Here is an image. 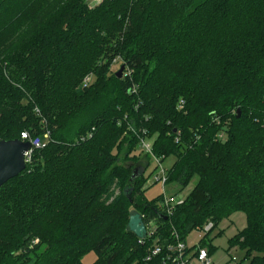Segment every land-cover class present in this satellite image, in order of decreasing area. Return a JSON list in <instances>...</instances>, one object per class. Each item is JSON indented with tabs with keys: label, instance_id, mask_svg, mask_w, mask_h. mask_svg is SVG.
I'll list each match as a JSON object with an SVG mask.
<instances>
[{
	"label": "trees",
	"instance_id": "obj_1",
	"mask_svg": "<svg viewBox=\"0 0 264 264\" xmlns=\"http://www.w3.org/2000/svg\"><path fill=\"white\" fill-rule=\"evenodd\" d=\"M88 1L0 0V139L43 141L0 186V264H163L208 221L186 252L211 255L235 212L237 264H264V0ZM141 138L174 157L170 195L195 179L171 213L145 196Z\"/></svg>",
	"mask_w": 264,
	"mask_h": 264
},
{
	"label": "rangeland",
	"instance_id": "obj_2",
	"mask_svg": "<svg viewBox=\"0 0 264 264\" xmlns=\"http://www.w3.org/2000/svg\"><path fill=\"white\" fill-rule=\"evenodd\" d=\"M92 5L94 4L88 1V7L92 8ZM117 65L118 64L115 62L112 64L111 68L116 69ZM88 75L90 76V79H91L90 81L92 82L94 74L90 73ZM81 84H82V80H81ZM173 160H174V157L170 156L166 158L161 163V165L164 168H168L173 162ZM143 164H144V159H141V165L139 169H141V166ZM154 166H155V162L151 158L150 165L147 169V172H149L152 168H154ZM194 182H195V179H193L185 189H183L181 192H178L177 197L182 199L191 189ZM146 184H147V188L145 190V196L148 199L155 197L157 194L161 193L162 190L166 193V195L174 193L172 187L165 186L162 188L159 182L153 183V175H151L148 178ZM244 225H245L244 213L235 212L232 215H230L228 218L223 219L217 227L212 229V231L209 234V237L212 238L211 245H213L214 250L212 251L210 258L214 264H227V261L229 260L230 256H234L236 258V262H234L233 264H237V262L242 259V257L244 256V252L237 246H233L229 248L228 239L232 237L238 230L243 228ZM219 231L221 232L217 234ZM205 232L206 231H203L202 228L200 230H196V229L192 230L186 237V243H187L186 245L192 246V245L197 244L199 240L204 236ZM94 259H95V254L91 251L84 255V257L82 258V261L84 264H91ZM190 264H197V262L193 259L190 262Z\"/></svg>",
	"mask_w": 264,
	"mask_h": 264
},
{
	"label": "built area",
	"instance_id": "obj_3",
	"mask_svg": "<svg viewBox=\"0 0 264 264\" xmlns=\"http://www.w3.org/2000/svg\"><path fill=\"white\" fill-rule=\"evenodd\" d=\"M92 4L99 3L102 0H89ZM90 80V76L86 75L83 78V84L87 83ZM44 138L48 139V134H44ZM21 139L22 140H28L30 141L31 147L30 149L25 153L24 161L25 163L29 162L31 159V152L33 148H40L43 145V141L40 140L38 137L31 138L27 132L21 133ZM140 146L143 149V153H147L150 155L152 160L155 162L156 169L151 174L153 175V181L159 182L163 187L165 184L166 179V168H164L160 162V160L155 157L151 152V146H152V140L141 138L140 139ZM162 205L167 213H171V209L176 203H180L182 200L181 198H178L177 196L173 195H166V193L162 190ZM212 226V223L208 221L205 223L202 227L203 231H208ZM156 230V226L151 222L146 226V236L144 238H138L139 242H143V240L146 237L154 235ZM187 245L182 241H177L175 244L168 245L167 249L171 252L168 254L167 260L163 262V264H166L169 262L170 264H190V262L194 259L197 264H214L210 258V255L207 252L206 248H198L197 252L196 250H193L191 252H186ZM161 246L158 243H155V245L152 247L150 253L146 256V260L150 259V257L157 255L161 252ZM235 262V257L231 256L227 262V264H233Z\"/></svg>",
	"mask_w": 264,
	"mask_h": 264
},
{
	"label": "water",
	"instance_id": "obj_4",
	"mask_svg": "<svg viewBox=\"0 0 264 264\" xmlns=\"http://www.w3.org/2000/svg\"><path fill=\"white\" fill-rule=\"evenodd\" d=\"M123 67V64H121L116 71L117 77L121 76ZM30 147L31 144L28 140L17 138L0 139V186L8 179L18 175L25 168L24 157ZM133 177L134 174L131 175V178ZM125 229L134 233L138 238L146 236V226L142 219V214L136 209L129 211Z\"/></svg>",
	"mask_w": 264,
	"mask_h": 264
}]
</instances>
